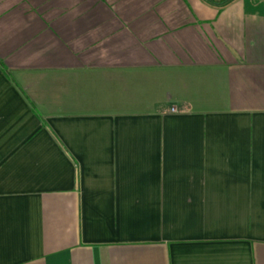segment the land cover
I'll return each mask as SVG.
<instances>
[{
  "label": "crops",
  "instance_id": "1",
  "mask_svg": "<svg viewBox=\"0 0 264 264\" xmlns=\"http://www.w3.org/2000/svg\"><path fill=\"white\" fill-rule=\"evenodd\" d=\"M0 264H264V0H0Z\"/></svg>",
  "mask_w": 264,
  "mask_h": 264
},
{
  "label": "trees",
  "instance_id": "2",
  "mask_svg": "<svg viewBox=\"0 0 264 264\" xmlns=\"http://www.w3.org/2000/svg\"><path fill=\"white\" fill-rule=\"evenodd\" d=\"M208 1L211 2L212 4L223 6V5L229 3L232 0H208Z\"/></svg>",
  "mask_w": 264,
  "mask_h": 264
}]
</instances>
